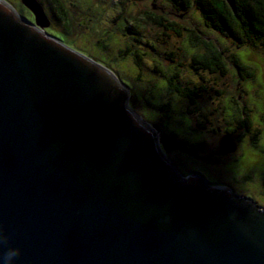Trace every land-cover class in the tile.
<instances>
[{"label": "water", "instance_id": "obj_1", "mask_svg": "<svg viewBox=\"0 0 264 264\" xmlns=\"http://www.w3.org/2000/svg\"><path fill=\"white\" fill-rule=\"evenodd\" d=\"M22 3L35 22L0 0V264H264V209L182 176L164 151L186 144Z\"/></svg>", "mask_w": 264, "mask_h": 264}, {"label": "rangeland", "instance_id": "obj_2", "mask_svg": "<svg viewBox=\"0 0 264 264\" xmlns=\"http://www.w3.org/2000/svg\"><path fill=\"white\" fill-rule=\"evenodd\" d=\"M5 1L16 11H24L21 0ZM64 1L73 4L69 13L73 29L70 34L51 35L101 63L119 77L129 91L130 107L150 127H157L158 139L166 136L186 144L187 151L179 147L164 151L165 156L175 166L178 165L182 176L198 172L213 185L228 187L264 209V46L237 49L231 40L206 28L194 9L181 14L165 0ZM149 16H164L180 27L198 33L201 39L213 42L218 51L225 53L228 75L222 79L196 75L191 69V57L195 52H204V48L193 46L188 31H184L181 38L168 40L164 30ZM56 24L59 26L55 21L54 28L58 30ZM146 41L154 44L155 49L150 50L145 45ZM126 46H133L142 55L141 69L132 55L123 59L121 51ZM232 54H237L254 72L253 79L241 80L231 63ZM119 59L122 60L117 61ZM157 65L169 78L178 69L184 84H202L206 87L205 93L195 104L176 94H169L167 82L156 73ZM243 105L255 121L251 136L263 130L259 144L261 149L250 146V135L237 121L238 111ZM185 116L189 118V123ZM213 129H219L220 133L216 135ZM226 130H229L235 143L239 141L241 144L239 152L236 147L221 156L219 142L221 136L226 135ZM190 149L193 151L190 152ZM243 149L244 156L240 153ZM246 175L249 176L248 181L243 180L247 179Z\"/></svg>", "mask_w": 264, "mask_h": 264}, {"label": "trees", "instance_id": "obj_3", "mask_svg": "<svg viewBox=\"0 0 264 264\" xmlns=\"http://www.w3.org/2000/svg\"><path fill=\"white\" fill-rule=\"evenodd\" d=\"M165 2L181 14H186L188 11L194 9L203 20L206 28L215 30L225 39L231 40L237 49L253 48L258 45L264 46V0H234V7L226 0H165ZM149 18L152 19L154 24L164 30V36L168 40L172 37L181 38L184 31H188L191 35L193 46L195 48H204V52H195L191 57V69L196 75L205 74L209 77H219L221 79L228 75L229 69L225 53L218 51L213 42L201 39V36L197 35L198 33L195 34L193 31L187 30V28H182L164 16H149ZM145 45L150 50L155 49L154 44L149 41H146ZM132 47L126 46L125 50L121 51L122 57L125 59L126 55L129 57L132 55L136 58L137 67L141 69L142 55ZM231 59V63L237 69L242 81L254 78V72L241 61L237 54H232ZM120 60L122 59L117 61ZM178 67H181V65H178ZM155 68L156 73L161 75L167 82L169 94H176L191 104H195L198 98H201L202 94L206 91V87L202 84H184L178 75V69H175L174 75L169 78L165 74L164 69L158 65ZM200 79L204 80L202 77ZM239 86L241 87V83ZM245 108L246 106L243 105L241 110L238 111L237 121L241 123L242 127L245 126L249 130L247 133L250 135L251 147L261 149L259 144L263 130L257 131L256 134L251 136V130H253L255 121L248 111H245ZM202 115L206 117V115ZM230 117H233V114ZM185 118L188 120L187 123H189V118L186 116ZM217 131L215 130L214 133H217ZM194 132L196 131L194 130ZM225 134L231 136L229 130H226ZM194 135L195 137H199L197 134ZM187 156L190 157L188 154Z\"/></svg>", "mask_w": 264, "mask_h": 264}, {"label": "flooded vegetation", "instance_id": "obj_4", "mask_svg": "<svg viewBox=\"0 0 264 264\" xmlns=\"http://www.w3.org/2000/svg\"><path fill=\"white\" fill-rule=\"evenodd\" d=\"M37 2L41 5V7H42L47 19H48L49 25H48V27H45L44 31H46L48 34H70V31L73 29V27H72L71 22L69 21V16H70L69 13L71 12L70 7L73 4H71V3L67 4L64 0H37ZM20 3L22 4V9L24 11H20V12L17 11L19 13V15L24 17L26 20H29L31 22H35V16L33 15V13L22 3V0L20 1ZM55 21L58 22V24H59V26L56 24L59 27L58 30L54 28ZM59 40H61V39H59ZM244 128H245L246 132L249 131L247 129V127L244 126ZM218 133H220L219 129H218L217 133H215V134L217 135ZM222 139H224V140L228 139V143L230 141L229 139L234 141L229 135H224V136L222 135L221 141H222ZM221 141L219 142V145L221 144ZM199 143H200V141H199ZM237 143H236V146L238 147L237 152H239V146H240L239 144H241V143H239V142H237ZM249 144L251 146L250 142H249ZM192 151L193 150L190 149V152H192ZM262 151L264 152V150H262ZM240 153L244 156V149H243V152L240 151ZM219 154L221 156L223 155V153H221V152H219ZM176 167L179 169L178 165H176ZM179 171H180V169H179ZM197 173L198 172H192L189 174V176L190 175H196ZM199 175H202V174H199ZM246 178L247 179L243 178V180L248 181L249 176L246 175Z\"/></svg>", "mask_w": 264, "mask_h": 264}, {"label": "clouds", "instance_id": "obj_5", "mask_svg": "<svg viewBox=\"0 0 264 264\" xmlns=\"http://www.w3.org/2000/svg\"><path fill=\"white\" fill-rule=\"evenodd\" d=\"M19 254V250L16 252L8 253V259L11 260L13 257L17 256Z\"/></svg>", "mask_w": 264, "mask_h": 264}, {"label": "bare ground", "instance_id": "obj_6", "mask_svg": "<svg viewBox=\"0 0 264 264\" xmlns=\"http://www.w3.org/2000/svg\"><path fill=\"white\" fill-rule=\"evenodd\" d=\"M16 11V10H15ZM17 14H19L17 11H16ZM188 150V149H187ZM224 154V153H223ZM170 159V158H169Z\"/></svg>", "mask_w": 264, "mask_h": 264}]
</instances>
